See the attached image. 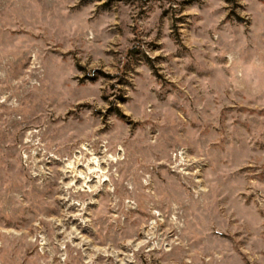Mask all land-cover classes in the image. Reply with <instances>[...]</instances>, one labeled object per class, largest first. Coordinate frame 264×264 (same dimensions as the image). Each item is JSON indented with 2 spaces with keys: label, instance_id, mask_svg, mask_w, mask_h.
Masks as SVG:
<instances>
[{
  "label": "rangeland",
  "instance_id": "rangeland-1",
  "mask_svg": "<svg viewBox=\"0 0 264 264\" xmlns=\"http://www.w3.org/2000/svg\"><path fill=\"white\" fill-rule=\"evenodd\" d=\"M0 264H264V0H0Z\"/></svg>",
  "mask_w": 264,
  "mask_h": 264
},
{
  "label": "bare ground",
  "instance_id": "bare-ground-1",
  "mask_svg": "<svg viewBox=\"0 0 264 264\" xmlns=\"http://www.w3.org/2000/svg\"><path fill=\"white\" fill-rule=\"evenodd\" d=\"M80 150L81 152L75 157L73 163H68L65 166L66 171L64 174H71L70 177L72 180L70 186H74L75 190L92 193L97 184L96 180H98V176L105 174V169L103 168L105 164L103 151L98 153L92 151L93 153H91V150L86 145H82ZM88 155H90V158H88ZM110 161L117 162L118 160L111 158ZM104 181L107 180L103 179V182ZM144 243L145 242H142L140 246Z\"/></svg>",
  "mask_w": 264,
  "mask_h": 264
}]
</instances>
